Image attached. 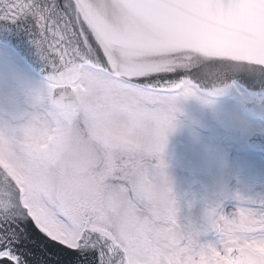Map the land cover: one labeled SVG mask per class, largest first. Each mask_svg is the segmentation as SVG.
<instances>
[{
  "label": "snow or ice",
  "instance_id": "1",
  "mask_svg": "<svg viewBox=\"0 0 264 264\" xmlns=\"http://www.w3.org/2000/svg\"><path fill=\"white\" fill-rule=\"evenodd\" d=\"M25 18L47 75L0 111V264H264V201L181 222L160 158L170 74L264 28V0H0Z\"/></svg>",
  "mask_w": 264,
  "mask_h": 264
},
{
  "label": "rangeland",
  "instance_id": "2",
  "mask_svg": "<svg viewBox=\"0 0 264 264\" xmlns=\"http://www.w3.org/2000/svg\"><path fill=\"white\" fill-rule=\"evenodd\" d=\"M45 84L0 46V106L17 102L16 107L23 108L25 89ZM245 94L237 89L235 96L246 97ZM236 100L215 99L211 109L196 98L176 104L174 127L160 158L181 222H201V206L205 211L218 205L232 208L242 201H264V156L250 151L244 137L226 138L215 115L217 109L242 113ZM255 129L264 130V123L255 121ZM190 202L200 207L192 208Z\"/></svg>",
  "mask_w": 264,
  "mask_h": 264
},
{
  "label": "water",
  "instance_id": "3",
  "mask_svg": "<svg viewBox=\"0 0 264 264\" xmlns=\"http://www.w3.org/2000/svg\"><path fill=\"white\" fill-rule=\"evenodd\" d=\"M0 42L13 47L20 56L34 68V70L46 79V57L44 49L37 42L35 23L31 18L18 20L16 23L0 21ZM206 67L212 71L211 77L203 74L201 67L191 65L179 68V76L170 74L169 83H176L180 80L192 79L201 84L203 89H208L213 83L220 87H226L222 96H229L234 89V84L241 85L251 95L260 93L264 97V68L247 66L241 69H234L226 60L210 59ZM248 110L264 119V108H257L248 102H244ZM247 144L254 150H261L264 153V134L254 133L247 137Z\"/></svg>",
  "mask_w": 264,
  "mask_h": 264
},
{
  "label": "clouds",
  "instance_id": "4",
  "mask_svg": "<svg viewBox=\"0 0 264 264\" xmlns=\"http://www.w3.org/2000/svg\"><path fill=\"white\" fill-rule=\"evenodd\" d=\"M210 59L214 58L197 55L188 61L186 66L201 67L203 74L211 77L213 70L205 66ZM223 60L230 62L231 66L237 70L247 66L264 65V28L253 25L243 32L234 34ZM184 82L189 93L187 96H182L178 102L196 98L210 109L215 106V98L222 96L226 91V87H220L216 83L208 89H203L200 83L192 79H185ZM215 115L226 138L240 139L255 130V114L217 109Z\"/></svg>",
  "mask_w": 264,
  "mask_h": 264
},
{
  "label": "flooded vegetation",
  "instance_id": "5",
  "mask_svg": "<svg viewBox=\"0 0 264 264\" xmlns=\"http://www.w3.org/2000/svg\"><path fill=\"white\" fill-rule=\"evenodd\" d=\"M6 50H9V49L7 48ZM10 51H11V50H10ZM11 52H12V51H11ZM236 98L239 99L238 102H240V100L242 99L241 97H240V98L236 97ZM21 100H22V99H21ZM252 100H253L255 103H258V102L261 101V97H260V96H256V97H253ZM19 103H20V102H19ZM16 104H17V102L8 103V104H4V103H3V105L0 106V111L7 110V109L12 108V107H16ZM248 114H249V113H248ZM191 190H192V188H190V190L188 191L189 194L192 192Z\"/></svg>",
  "mask_w": 264,
  "mask_h": 264
}]
</instances>
